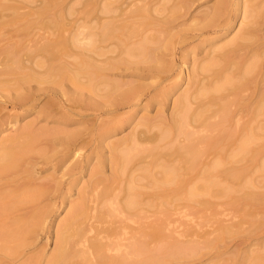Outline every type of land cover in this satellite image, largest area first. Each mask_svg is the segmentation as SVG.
Here are the masks:
<instances>
[{"label": "bare ground", "instance_id": "6f19581e", "mask_svg": "<svg viewBox=\"0 0 264 264\" xmlns=\"http://www.w3.org/2000/svg\"><path fill=\"white\" fill-rule=\"evenodd\" d=\"M20 2L21 1H19V6L18 3L15 5L0 2V89H4L5 91L7 90L9 94L7 87L10 84H13L15 85L14 87H16L15 90L24 91L22 94L20 93V95L8 100V102H10L15 108L18 107L25 109L34 105L38 98L37 93L39 92L52 95L53 91L57 90L59 87L58 84L61 83L62 80L59 82L58 80L59 78H62L63 75H68L67 77H69V81L72 82L76 88H84L83 90L88 89L90 90V93L96 91L95 94L98 93L101 88H99V86L96 87L97 85H101L96 82H105L102 85H105L108 82L105 87L107 86L108 88L109 86H112L111 89L110 87L108 88L109 90L107 91L108 93L106 97L112 96L114 93L119 91L121 85L118 86V83H116L117 81L115 82V80L112 82H110L111 79L110 81H108L109 79L104 80L103 78L107 77L103 75V72H111L114 69L116 70V68L122 67V65L125 67L128 64H131L132 62L126 60L122 56L126 55L128 57H139L144 53L148 42H151L152 40L153 42H156L157 39L154 37V39L151 40L144 36V38L141 37V41L135 40V44H132L130 40L121 50V42L123 39L117 34V29L122 27V24L120 25L122 22L118 23L120 26H116L115 21L117 22L118 19L115 21H112L113 18L110 19L111 17H114V14H111L110 17L108 16L107 19H103L102 15L98 14L100 16L99 18L97 17L98 15L95 14V17H93L96 19L91 16L90 22H86V28H89L86 32L84 31L86 29L85 28L84 30H81L82 32H77L78 34L76 33V36L71 35L73 36L71 37L69 35L65 38V33L62 35V32L63 30H67L64 24L67 25L69 22L66 24L63 20H61V17H59L60 23L58 22V25L55 23V26L57 25V27L54 26L56 29L53 30L59 29L58 27L64 28L63 30L60 28L62 32L58 30L60 35H57V33L56 35L53 34L54 36H51V38L54 37L53 39L45 36L39 37L38 35L40 39L35 38V40L33 39V36L32 39L34 41L32 40L28 43L25 40V36L29 33L24 35L25 29L22 34H20L22 31L20 33L18 31L16 35L13 33L15 38L12 34H8L7 31V35H5V30L8 25H12L10 27L13 29L15 26H13V24L20 19L17 16L21 12H18V14L16 11H19L21 7H25L23 5L20 6ZM88 2L91 4L90 1ZM175 2L177 3L173 7H178V9H174L172 7L174 10L172 17H174L179 10V12H181L182 8H184L183 11L185 10L188 13L189 9L197 1L179 0L178 2L176 0ZM120 3L122 5L125 4L127 6L126 9H124L125 7L123 8L121 4L117 3V5H113V7L111 3H109L105 5L104 9L102 7L103 11L100 13L105 12V14L108 15L107 11H110L111 13L116 12L117 14V11L119 10L123 12L119 13L115 17L126 14L127 12H130V15L131 13H134L135 15L140 14L148 16L147 12H149V6L147 8H145V6H142L141 8L138 6V8L135 7V9L127 11L128 8L134 5H131L127 2V0H120ZM233 3L231 0H216L213 6H210L209 9L207 8L208 10H205L207 11L205 15L203 12V14L200 12L204 19H202L199 15V22L195 16L194 19L196 24L194 25L199 26L197 25V22L201 25L196 29L198 34L204 32H226V27L233 20V17L244 18V15H246L247 18L251 17V14L248 12L249 10H246L248 7L245 9V5L243 4L242 6L244 7L242 8V6L238 3L239 6H236L237 10L233 11ZM47 4L51 5V3H46V7L49 8L50 6H47ZM148 4L150 5V3ZM84 5L86 6V3ZM135 5L137 4L135 3ZM151 5L153 4L151 3ZM90 9L92 8L90 7L87 9L86 11H88V13L86 14L85 11L82 16L86 14V18L87 16L89 18V15H91L89 14ZM152 9L154 14V10L156 9H154V5ZM9 10H12V13H17V15L15 14L16 16H8L12 17V19H8L5 16L7 15L6 12ZM42 12L44 11H40V13ZM250 12L253 15L252 9ZM178 15H180L179 18H181V14L179 13ZM209 16H212V18H209ZM256 16L257 14L252 17L254 18ZM38 17L35 20L40 18ZM83 18L85 19V17ZM168 18L170 19L171 17ZM123 19L125 20L126 18ZM35 20L33 19V21L29 22L33 24L35 23ZM40 20L42 21L41 18ZM170 20L171 21H166V23H175H172V19ZM249 20L252 21L247 23V25L250 24L247 29H244L238 37L232 39L222 48L217 50H220L218 62L221 66H219V68L214 72V76H209L206 78V81H204V79H198L199 75H195L196 80L193 78L191 73V76H187L188 88L179 96V98H176L173 101L171 118L169 122H164L165 127L153 133V123L150 120L147 124L142 122L140 125L144 126V128L141 131H138L137 133L134 132L135 135L132 133V136L123 138V140L121 139V144L119 142L120 145H115V147L121 146L120 149H116L117 153L114 156L118 159V173L121 175L125 173L126 168L129 165L133 166L130 168L131 171L140 167L144 169V172H148L149 168L153 170L155 166H158V163H163V165L159 164L161 167L160 173L162 177L154 178L152 180L154 191L150 193L148 190V193L142 192L141 190H145L144 187L143 189L138 190L140 187L136 185L138 180H136L137 178L133 176H130V179L127 180V184L124 188L121 186L119 188L105 186V188L101 191L95 189L93 196L89 195L88 190L84 196H80V200L77 204L72 202L69 205L70 216L66 220L62 229L56 233V250L51 253L46 264H163V259L168 255H170V258H173V255H178V257H180V255L185 256V245L188 246L189 244H185L183 246L181 243L178 247L177 245L172 247V244L170 247L168 245L166 248L163 246V242H165L166 238H170L172 235L171 232L179 237L181 236V233L177 230L179 224L181 225L183 223L182 225H184V222L180 219L183 216V214H181V209L185 208L190 212L191 218H189L188 221L194 225V217H192L194 211L198 207L202 206L207 208L206 205H209L210 202L208 198H212L215 191L214 188L218 185L214 181V178L222 177L227 180L244 179L252 172L251 169H246V167H249L246 166L248 165L246 163L250 161L253 165L258 164L260 154L264 149V145H261L263 144L262 141H264V135H260L263 134L261 131L264 132V125L258 129H256V126L254 128V126L252 127V125H250L253 124L252 121L256 120L255 116L258 118L264 114V32L260 33L259 22L253 21L256 19L251 18ZM61 21H63L64 24H62ZM68 21L70 20L68 19ZM193 21L192 23H195ZM38 22L36 21V23ZM51 23L53 25V21H51ZM28 24L29 23L27 22V25L25 24V26H28ZM72 24L75 25L76 22ZM18 25L22 26L23 24ZM150 25L151 24L148 23L144 24L145 28L143 27L142 29H147L146 27L148 26L150 28ZM25 26L23 28H25ZM160 26L163 28L162 25ZM160 26L158 27L157 24L156 27L160 28ZM77 28L75 31L80 30V26L78 30ZM153 28H155L154 24ZM12 29L8 31L11 32ZM17 30L18 28L16 31ZM83 31L85 33H83ZM151 31L154 30H150V32ZM162 31L163 30L160 29V32L164 34ZM18 34L25 37L24 40L26 42L22 43V39H19ZM50 34L52 33L50 32ZM151 37H153V34ZM64 38L65 40H62ZM130 38L131 37L127 39ZM6 44L7 46L3 47V45ZM70 47L72 51L70 50ZM72 47L79 49V51L73 50L74 48ZM117 49L121 54H118L121 56L118 59L122 58L120 60L115 59L118 57L117 54V57L116 55H113ZM106 50H108V53L110 52L114 57H112L111 54L110 58L106 56ZM2 55L4 58H1ZM98 57L99 60L101 57L104 59L102 58V61H99L98 63H96L98 60L94 62ZM40 58L43 61H41ZM36 59H39V61H36ZM69 59H74L76 63L71 60L69 61ZM54 62L55 64H53ZM213 66L214 65L208 67L200 66V68L202 71L203 69L205 71H210L215 68ZM35 67H37L38 70ZM196 68H199V66L195 67V69ZM39 69H43V71H40ZM198 71L200 72V69H198ZM198 71L195 70V74H198ZM150 72H152V70ZM200 74H202V72ZM45 76L49 77L46 78ZM182 79H184V76L181 77V80ZM41 86L43 87L41 88ZM9 87L12 88V86ZM4 90L3 92H5ZM141 90L142 87H137L133 90L129 89V91L123 92L122 100L117 103L116 109H119L121 106L125 107L127 105L130 107L135 105L142 96L140 93ZM17 91L15 92L17 93ZM159 95L160 94L155 95L152 100H157L156 97ZM252 110H254V113H251L250 116L248 113ZM114 111L109 110L106 112L111 114L116 112ZM261 113L263 114L261 115ZM245 116H249L246 121ZM147 120L148 119H145V121ZM27 134L29 135V133ZM17 137L18 136L15 138L11 137L9 140L5 139L6 142L3 140L4 143L1 142L0 144V180H4V178L8 177L13 178L15 174L18 175V172H20L22 168H25L26 165L31 163L30 160L32 159V155L30 156V149L32 148L30 145L31 142L35 141L33 140V135L32 137L29 136L30 138H28L27 141L24 139L25 141L23 140L22 142L21 140L20 142L22 143L17 141ZM19 137L22 139L21 135ZM77 138L78 137L72 136V138H70L67 142L69 144L68 146L74 148L73 144ZM259 141L261 144H259ZM161 144H164V146ZM65 146H67V144H65ZM115 147L112 148V154ZM146 159H149V161L147 162ZM243 161L246 162V165L243 164L245 167L237 165ZM77 167L78 166H75L74 169H77ZM83 168L80 169L82 170ZM261 168L264 171V162ZM70 169L71 168H69V170ZM72 171L75 170L72 169ZM70 174H72V172ZM73 174L75 173L73 172ZM11 184L12 183H10V185ZM49 184H44L46 186L48 185L47 187L45 186L46 189H44V187H42L44 185H42L39 189L36 186V190L34 188L28 190L26 189L27 183L26 185L24 183L23 185H18V187L15 186V189H9L8 192V189L6 188L8 185L6 183L7 186L5 189H7V192L5 191L4 194H0V222L3 221V224H0V254H4L7 259L15 257L17 250H20V248L23 247L22 244L24 241H26V239L32 234L38 233V230H40L41 227L43 228V225H45V220L49 215L47 212L44 213L41 210H37V205L34 203H36L39 198L44 197L45 193H48L46 190H51L50 186L52 184ZM242 184H240L238 188H233L234 185L231 187H219L217 193L227 197L231 192H233V190L236 192L243 191L246 186ZM28 186H30V184H28ZM53 188H55V185ZM124 189L126 195L120 198L121 196L119 192ZM1 190L3 191V189ZM171 194L174 195V198L182 195L183 199L182 197H180L181 199L179 197L178 198L180 200H184V202L178 204L176 201L178 199L177 198L175 200L176 203H174V201L168 198ZM244 194H248L245 195L246 198L248 196V199L251 198L249 196L257 197L258 195L256 192L255 194L252 193V191ZM201 196L204 198L202 200H198ZM259 197L262 198L263 196L258 195L256 199ZM147 201H149L151 205L152 202H156V212L158 217L157 219L155 218L156 220H153L145 226L143 223L142 225L138 224V220L144 218V214L147 212V208H142L144 204L149 207L150 204L147 203ZM90 202L92 205L89 204ZM27 204H29V207L30 204L31 206L33 205V209L25 207ZM166 204L171 206L173 205L175 208L171 211L169 210V212L167 208H164L167 206ZM209 207L210 206H208V208ZM138 208H140V210ZM167 212H169V215H166ZM184 214L186 216L187 212ZM111 217H115V221L111 219ZM153 217L156 216L153 215ZM85 219H88V222H85ZM130 222L137 224V226L131 227L129 225ZM166 227L167 229L170 227L174 228H172L171 231L169 230L171 235L166 234ZM221 231V234L223 232L224 234L227 232L232 233L230 232L231 230L227 228H221ZM11 243L16 245L11 247ZM209 244L212 245V242ZM25 246L26 245H24V247ZM189 246H191V244ZM2 255H0V258ZM257 257H259V255ZM24 264L30 263L25 262Z\"/></svg>", "mask_w": 264, "mask_h": 264}, {"label": "rangeland", "instance_id": "374dc122", "mask_svg": "<svg viewBox=\"0 0 264 264\" xmlns=\"http://www.w3.org/2000/svg\"><path fill=\"white\" fill-rule=\"evenodd\" d=\"M16 1L0 0V2L2 3L15 5H17L18 3V6L19 1H21L23 3L20 2V6H25L23 8L21 7L19 11H16L17 13L21 12L20 14L18 13L19 15L17 16L20 19L15 24H13V26L15 25L13 29L12 27H10L12 25H8L7 29L5 27V35H7V32L10 35H13V33L16 35L18 31L19 33L22 31L20 33L22 34L23 30L25 29L26 32L24 30V35H26L27 33H29L28 35H30H27L28 37L25 36V40L28 43L33 39L35 40V38L40 39V36L51 38L53 34L56 35L57 33V35H60L58 30L62 32L64 28L58 27L59 29L53 30L56 29L55 27H57L58 25V22L60 20L59 17H61V20H63L66 24L69 22V24L65 25L63 21H61L62 24H64V26H66V29L68 30H63L62 32V35L65 33L64 36L66 38L69 35L76 36L79 31L84 30L87 27L86 22L89 23L91 16L92 18H94L95 14L102 15L103 19H107L108 16H111V14H114L115 17L119 13L123 12L118 10L116 14V12L111 13L110 11H107L108 15H106L105 12L100 13L103 11L106 4L111 3L112 6H116L117 3H122V1L120 3V0ZM88 1H90L91 4ZM175 1L176 0H127V2H129L131 5H134L128 8L127 11H131L132 9H135V7L138 8V6H140V8L142 6H145V8L149 6V12H147L148 16L140 14L135 15L134 13H131L130 15V12H127L128 14L126 13L115 18H110L114 19H112V21L118 19L117 22L115 21L116 26L119 25L118 23L122 22L120 23V25L122 24V27L119 28L120 30L117 29V34L120 35L123 39L121 42V50L130 40L132 44H135V40L141 41L144 36L148 37V39L151 40L154 39V37L157 38L156 42H153V40H150L151 42H148V44L146 45V49L141 56H122L126 60L132 62L131 64H128L125 67H123L122 65V67L116 68V70L114 69L111 72H103V75L107 77L103 78L104 80L109 79L108 81H110L111 79L110 82L115 80V82L117 81L116 83H118V86L121 85L119 91L114 93L112 96L106 97L108 93L107 91L109 90L108 88L110 87L111 89L112 86L111 85L108 88L107 86L105 87V85L108 84L107 80V83L105 85H102L105 82H96L97 84H101L97 85L96 87L99 86V88H101L98 93L95 94L96 91H93L91 92L93 94H91L90 90H88L87 88V90H83L84 88H76L74 84L69 81V77H67L68 75H63V77L59 78L58 80V82L62 80L61 83L58 84L59 87L57 88V90L53 91L52 95L39 92L37 93L38 98L36 100V103L31 107L24 109L18 107L15 108L10 102H8V100L16 97L17 95H20V93L22 94L24 92L23 90H15L16 87H14L15 85L13 84L9 85L12 86V88H10L9 86L7 87V89L9 90V94L7 90L5 91L3 89L5 91L3 92V90L0 89V144L1 142H6L5 139L9 140L11 139V137L15 138L16 136H18L17 141L19 143H22L24 139L27 141L28 138L32 137V135L34 138L33 140H35H32L33 142H31L30 145L32 149H30L31 154L30 152L29 154L30 156H33H31V163L26 165L25 168H22L20 172H18L19 176L15 174V176L13 175V178L8 177L4 178V180H0V194H4L5 191L7 192V189L9 192V189H15V186L18 187V185H23L24 183L25 185L27 183L26 189L28 190H31L33 188L36 190L37 187L39 189L40 186L44 184H49L50 182L51 183L49 185H53L55 183V188H53L54 185H51V190H46V192L51 193H45L44 197L39 198L38 201L34 203L35 205H37V210H41L44 213L47 212L49 215L48 218L45 220V225H43V228L41 227L40 230H38V233H35L36 235L32 234L31 236H29L26 239V241L28 240L27 243L26 241H24V243L22 244L23 247H21L22 249L20 248V250H17V253H20H18V255L16 253L15 257L12 256L14 259H7L4 254H0L2 255L0 258V264H24L25 262H28L30 264H46L47 260L50 258L51 253L56 250V233L62 229L66 220L70 216L69 205L72 202H75L77 204V202H79L80 200V196H84L88 190L89 195L93 196L95 193V189L101 191L105 188V186L118 188L121 186L122 188H124V186L127 184V180L130 179V176H133L137 178L136 180H138V183L136 184L137 186H140L138 190L143 189L144 187L145 190H141L142 192H153L154 190L152 186V180L154 178L162 177L160 173V165H163V163H158V166H155L153 170L149 168L150 170L148 169V172H144L143 168L137 166H134L137 168L131 171L130 168L133 166L129 165L126 168L125 173L121 175L120 173H118V159L114 157L117 153L116 149H120L121 146L115 147V145H120V141H122L123 138H128V136H132V133L134 134V132L137 133L138 131H141L144 128V126L140 125L142 122H145L147 124L151 121L154 127L152 128L153 133L165 127L164 122H169L171 118L173 101L176 98H179V96L183 94V92L188 88L187 76L192 75L193 78L196 80L195 75H199L198 79H204V81H206V78H208L209 76H214V72L219 68V66H221L218 62L220 50H217L219 48H222L226 43L230 42L232 39L238 37V35H240L244 29H247L250 26V24L247 25V23L252 21L249 19H256L253 21L259 22L260 33L264 32V0H231L232 3L234 2V7L232 5L233 11L237 10L239 4L241 6L243 4L245 5V9L248 7L246 10H249L248 12L249 14H251V17L247 18L246 15H244V18L233 17V20L226 27V32H204L201 34H198V31L196 30L197 27L201 26L199 24L200 16L202 17V19H204L202 14L204 13L205 15V13L207 12L205 10H208L210 6H213L216 0H196L197 2H194L195 4L189 9L188 13L185 10L183 11L184 8L181 9L179 7L181 9V12H179V10L177 14H175V16L173 15L176 19L172 17V14L174 13L173 8L178 9V7H173L177 3ZM177 1L179 2V0ZM49 2L51 3V5L47 4V6H50L48 8L46 7V3ZM147 2L150 3V5ZM85 3L86 6L84 5ZM135 3L137 5H135ZM151 3L154 5V9L156 8L154 10V14L152 9L153 5H151ZM121 6L123 8L125 7L124 9H126L127 7L125 4H121ZM90 7L92 8L89 11V14L91 15L88 14L89 18L88 16L86 18V14L88 13V11L86 10ZM243 7L244 6H242V8ZM251 9L253 15L250 12ZM9 11L6 12L7 15H5L4 13V15L8 19H12L13 15L15 14L17 15L16 12L12 13V10ZM40 11L44 12L40 13ZM85 11L86 14L82 16ZM200 12L203 13L200 14ZM254 12L255 14H257V16L253 18L252 16L255 15ZM179 13L181 14V18H179ZM99 15L97 17L100 18ZM38 16L42 19V21ZM195 16L199 20V22H197V25L199 26L194 25L196 24V21L194 19ZM37 17L39 19L35 20ZM83 17H85V19ZM168 17H171L170 19H172V23H175H166V21H171ZM123 18L126 19L124 20ZM209 18H212V16H209ZM33 19L35 20V23L31 24L29 21H33ZM68 19L70 21H68ZM83 19L85 20V22ZM36 21L39 22L36 23ZM51 21H53V25ZM192 21L195 23H192ZM27 22L30 25L28 24V26H25V24L27 25ZM75 22V25L72 24ZM151 22L154 24L155 28H153V24ZM55 23L57 24L56 26ZM147 23L151 24L150 28L148 26L146 27L147 29H142L144 27V24ZM18 24H23L25 28H23V25L20 26ZM157 24L158 27L162 25L163 28H161V26L160 28L156 27ZM79 26L80 30H78ZM9 28L12 29L11 32H9ZM17 28L18 30L16 31ZM76 28L78 31H75ZM160 29L163 30L162 32H164V34L160 32ZM87 30H89V28H86L84 31L86 32ZM150 30L154 31L150 32ZM84 31L83 33H85ZM50 32L52 34H50ZM152 34L153 37H151ZM13 37L15 38L14 35ZM25 37L19 35V39H22V43L26 42L24 40ZM129 37L131 38L127 39ZM53 38L54 37H52L51 39ZM65 38L62 40H65ZM6 46L7 44L3 45V47ZM72 48H74L73 50L75 51H79L80 49L79 46V49H76L77 46L76 48ZM106 51V56L110 58L111 53H108V50ZM116 54H120L118 49L116 50V52H114L113 55L115 56ZM120 55H118V57L115 59H122H118L119 57H121ZM1 58H4L3 55ZM102 58L103 57H101V59ZM101 59L99 60L98 57L94 62L98 60L96 62L98 63L99 61H102ZM37 60L39 61V59H36V61ZM70 60L71 59H69V61ZM73 60L71 61L75 62V60ZM41 61L43 60L41 59ZM53 64H55V62ZM211 65H214L213 67L215 68L210 71H205L204 69L202 71L200 68V66L208 67ZM197 66H199V68L195 69V67ZM198 69H200V72L198 71ZM39 70L43 71V69ZM151 70L153 73L150 72ZM195 70L198 71V74H195ZM201 72L202 74H200ZM183 76L184 79L181 80V77ZM45 77L47 78L49 76ZM42 87L43 86H41V88ZM137 87H142V90L140 92L142 96L138 101L139 103L135 101L136 104L133 106L128 107L126 105L125 107L121 106L119 107V109H116L117 103L121 102L122 100L123 92L129 91V89L133 90ZM14 90L17 91V93ZM102 91L104 92V94ZM158 94L160 95L156 97L157 100H152V98ZM101 95L104 97H102ZM99 96H101L102 98ZM109 110H115L116 112L114 111L115 113L108 114L107 112ZM252 111L248 113L250 114V116L251 113H254V110ZM263 113H261V115ZM248 117L249 116L246 117L247 119L245 118V121L248 120ZM145 119L148 120L145 121ZM255 119V121H252L253 124H250L252 125V127L254 126L255 128L256 126V129H258L259 127L264 125V114L263 116H259L258 118H256L255 116ZM27 133H29V135ZM51 133L52 135H54L52 136ZM261 133L263 134L260 135H264L263 131H261ZM20 135L22 139L19 137ZM72 136L78 137L75 143L73 144L74 148L68 146L69 144L67 143L68 140L72 138ZM21 140L22 142H20ZM110 143L112 144V146ZM262 143L263 144H261L260 142L259 144L264 145V141H262ZM65 144H67V146H65ZM161 145L164 146V144ZM114 147L115 149L112 154V148ZM262 151L263 152H261L260 154V160L258 164L253 165L250 161H248L247 163L243 161L237 164L243 166V164L246 163L248 165H245L249 166L246 167V169H251L252 171L250 174H248L249 176H246L244 179L227 180L223 179L222 177L214 178V181L218 185L214 188L215 191L212 195V198H208L210 202L209 205H206L207 208L205 206H202L203 208L198 207V210L196 209L194 211L192 216L194 217V225L193 223L188 221L189 218H191L190 212L185 208L181 209V214H183V216L180 219L182 220V222H184V225H182L183 223L181 225L179 224L180 226L178 225L177 229L181 233V236L179 237L173 232H171V235L170 231L173 227H170L168 229L166 227V234H170L171 236L170 238H166L165 242H163V246L166 248L168 247V245L170 247L173 244L172 247H175L174 245H177L178 247L181 245V243L183 244V246L185 244H191V246L188 245V247L185 245V256L180 255V258L178 257V255H173V258H170V255H168L166 256L167 258L165 257L166 259H163V264H264V171L261 168L264 162V149ZM146 161L148 162L149 159H146ZM245 165L243 167H245ZM75 166H78L77 169H74ZM69 168L71 169L69 170ZM80 168L83 169L81 170ZM72 169L76 172L72 171ZM71 172L72 174H70ZM73 172L75 174H73ZM6 183L8 186L6 185ZM10 183L12 184L10 185ZM28 184H30L31 187L28 186ZM240 184L246 186L243 191L236 192L233 190V192H231L230 195L227 197H224L217 193L219 187H231L232 185H234L233 188H238ZM45 186L46 185L42 187L46 189ZM5 187L7 189H5ZM1 189H3V191ZM250 191H252V193L254 194L256 192V194H258L259 196H263V199L261 197L256 199L258 195L257 197L249 196L251 198L248 199L247 196L246 198L245 195L248 194L244 193H249ZM124 192L125 189L119 192L121 196L120 198L126 195V192L125 194ZM178 197L179 196L174 198V195L171 194L168 198L174 201V203H176V201L178 204L183 203L184 200H180V197H182V195H180V199ZM203 198L204 197L201 196V198L199 197L198 200H202ZM147 203L150 204L149 201H147ZM89 204L92 205L91 202ZM28 205L29 204H27L25 207H29ZM150 205V208L148 207V205L146 206L145 204L142 206V208H147V212H145V216L143 215L144 218L138 220V224L142 225L143 223L145 226H147L150 222L157 219V204L156 202H152V205ZM166 205L167 206L164 208H167L168 211H171L175 208V206L173 205ZM32 206L30 204L29 209H33ZM208 206L210 207L208 208ZM138 209L140 210V208ZM169 212H167L166 215H169ZM186 212L187 215L185 216L184 213ZM153 215L156 217H153ZM111 219L114 220L115 217H111ZM85 220V222H88V219ZM0 224H3V221H1ZM129 225L131 227L137 226V224L131 222L129 223ZM221 228L230 229V232H232L233 234L228 232L226 234H224V232L221 234ZM211 242L212 245L209 244ZM15 245L11 243L10 246L14 247ZM24 245L26 246L24 247ZM258 255L260 258L257 257Z\"/></svg>", "mask_w": 264, "mask_h": 264}]
</instances>
